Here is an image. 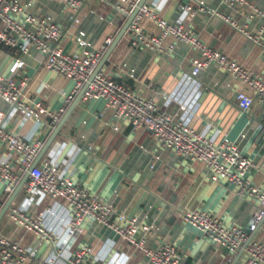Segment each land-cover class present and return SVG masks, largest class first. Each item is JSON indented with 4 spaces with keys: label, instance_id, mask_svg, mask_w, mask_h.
<instances>
[{
    "label": "crops",
    "instance_id": "obj_1",
    "mask_svg": "<svg viewBox=\"0 0 264 264\" xmlns=\"http://www.w3.org/2000/svg\"><path fill=\"white\" fill-rule=\"evenodd\" d=\"M82 1L80 22L71 28L69 12L60 2L19 0L22 5L28 4L29 12L48 16L63 28L60 45L71 53L81 52L76 42L79 32L86 42L95 46L108 35L113 41L125 22L112 6L114 0ZM184 1L146 0L156 3L160 17L168 21L183 18L206 45L264 79L261 49L210 13L198 12L194 16L180 13L178 7ZM199 1L245 25L249 33H260L264 39V18H248L246 7L228 6L221 0ZM248 1L264 13V0ZM6 47L0 42V74L16 81L26 78L23 101L28 105L41 102L52 110L64 109L53 127L20 113L5 117L9 132L28 140L39 139L42 146L62 122L37 164L46 159L57 161L65 175L114 205L127 219L151 225L147 245L152 248L171 243L185 264H241L242 249L231 252L212 243L201 232L182 223L177 213L203 210L244 227L255 210L254 202L235 196L224 181L211 182L203 166L158 148L147 130L132 132L129 125L115 120L101 102L76 101L79 93L66 102L73 83L48 71L41 52L30 49L22 54ZM198 56V52L181 44H174L172 50L164 53L142 48L131 50L128 36L123 34L100 69L135 93L154 98L174 119L183 120L198 132L216 140L226 137L233 141L252 162L247 174L249 180L264 187V108L253 100L247 111H241L235 100L236 83L216 65H209L193 76L191 59ZM17 61H22V65L12 72ZM10 110L8 104L0 101V111L7 114ZM5 156L7 152L0 146V157ZM11 193H4L0 185V208ZM11 206L32 216L42 214L44 227L54 235L53 243L39 244L33 232L12 222L5 213L0 219V235L36 251L27 264H41L54 253L57 254L55 262L65 264V257L81 245L92 248V257L100 258L97 263L148 264L143 254L92 219L83 221L81 234L70 235L66 225L67 208L60 199L36 202L19 192ZM250 238L264 242V217Z\"/></svg>",
    "mask_w": 264,
    "mask_h": 264
},
{
    "label": "built area",
    "instance_id": "obj_2",
    "mask_svg": "<svg viewBox=\"0 0 264 264\" xmlns=\"http://www.w3.org/2000/svg\"><path fill=\"white\" fill-rule=\"evenodd\" d=\"M56 1L68 10L70 27L74 28L79 24L83 1ZM140 1L114 0L112 3L123 20L137 8L125 32L129 49L142 48L150 52L164 53L172 50L174 44L185 45L199 54L197 58L191 59L193 76L209 65H216L236 83L235 100L241 111H247L253 100L264 108L262 77L244 68L225 53L206 45L185 24L183 18L177 17L168 21L156 12V3L145 1L138 7ZM221 1L228 6L246 7L249 9L248 18H264V13L257 10L248 0ZM27 5H22L19 0H0V42L22 54H26L30 49L41 52L44 55V67L48 71L72 81L73 88L65 97L66 102L83 90L80 96L82 101L101 102L115 120L129 125L132 132L147 130L158 148L170 150L183 160L203 166L211 182L224 181L231 187L235 196L254 202L255 210L248 225L244 227L203 210L182 211L177 213V218L201 232L212 243L231 252L242 249L244 258L241 264H264V242L250 238V234L264 217V187L254 185L249 180L247 174L252 162L243 156L237 144L226 137L218 140L210 138L183 120L174 119L168 110L157 105L154 98L135 93L102 69L90 79L101 56L112 42V37L108 35L97 45L91 46L79 32L76 42L81 52H66L60 45L63 28L48 16L29 12ZM178 10L189 16L198 12L210 13L264 52V39L260 33H249L245 25L238 24L217 9L205 7L202 1L186 0L179 4ZM21 65L22 61H17L12 67V72ZM25 85V77L16 81L9 75L0 74V101L11 107L7 114L0 111V146L7 152V156L0 157V185L3 192L11 193L27 172V180L20 192L36 202L46 198L64 201L68 215L66 225L70 235L81 234L83 221L92 219L143 254L148 264H185L171 243H160L154 248L148 246L151 225H140L134 218L127 219L114 205L92 194L65 175L62 165L57 161L46 159L29 170L42 147V142L39 139L21 138L9 132L5 128V117L20 113L23 117L33 118L53 127L59 122L64 109L52 110L41 102L26 104L23 101ZM46 212L53 214L51 210ZM6 213L12 222L33 232L39 244L53 243L54 235L44 227L42 214L32 216L15 206H10ZM92 253L89 245H81L65 257L64 263L110 264L105 261L97 263L96 260L100 258L92 257ZM35 255V249L22 247L16 241L0 235V264H27ZM56 256L54 253L46 257L41 264H57Z\"/></svg>",
    "mask_w": 264,
    "mask_h": 264
},
{
    "label": "water",
    "instance_id": "obj_3",
    "mask_svg": "<svg viewBox=\"0 0 264 264\" xmlns=\"http://www.w3.org/2000/svg\"><path fill=\"white\" fill-rule=\"evenodd\" d=\"M146 0H141L138 4V7L143 4ZM137 8L134 9V11L126 18L123 26L121 27V29L119 30L118 34L116 35V37L114 38V40L112 41V43L108 46L107 50L105 51V53L103 54V56L101 57L99 63L97 64V66L95 67L93 73L90 76V79L94 76V74L101 68V66L105 63V61L107 60V58L109 57L110 53L112 52L113 48L115 47V45L118 43V41L120 40V38L122 37L123 34H125L126 29L131 21V19L133 18L134 14L136 13ZM81 90L78 94V97L76 99V101H78L80 99V96L82 94ZM60 122L57 127L54 129L53 134H51V136L47 139V141L45 142V144L42 146V148L40 149L39 153L37 154V156L35 157V159L33 160V162L31 163L29 170L32 169L37 163L38 161L41 159V157L43 156V154L45 153V151L47 150V148L49 147V145L52 142V139L55 135V133L57 132V130L59 129V127L61 126ZM28 177V173L26 172L20 179V181L18 182V184L15 186L14 190L12 191V193L10 194V196L7 198V200L5 201V203L3 204V206L0 208V219L5 215V213L7 212V210L9 209V207L11 206L13 200L15 199V197L17 196V194L20 192V189L22 187V185L24 184V182L27 180ZM131 215V213L129 214V216ZM132 216V215H131Z\"/></svg>",
    "mask_w": 264,
    "mask_h": 264
},
{
    "label": "trees",
    "instance_id": "obj_4",
    "mask_svg": "<svg viewBox=\"0 0 264 264\" xmlns=\"http://www.w3.org/2000/svg\"><path fill=\"white\" fill-rule=\"evenodd\" d=\"M6 48H9V47H6ZM11 50H13V51H16V52H19L17 49H15V48H10Z\"/></svg>",
    "mask_w": 264,
    "mask_h": 264
}]
</instances>
